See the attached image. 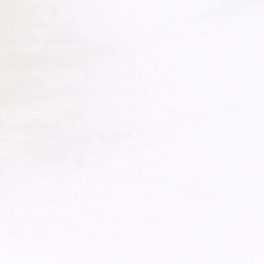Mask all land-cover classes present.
I'll use <instances>...</instances> for the list:
<instances>
[{"label": "snow or ice", "instance_id": "obj_1", "mask_svg": "<svg viewBox=\"0 0 264 264\" xmlns=\"http://www.w3.org/2000/svg\"><path fill=\"white\" fill-rule=\"evenodd\" d=\"M0 264H264V0H0Z\"/></svg>", "mask_w": 264, "mask_h": 264}]
</instances>
